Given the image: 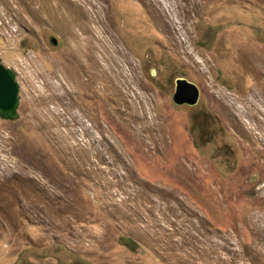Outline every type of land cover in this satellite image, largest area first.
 <instances>
[{"label":"rangeland","instance_id":"1","mask_svg":"<svg viewBox=\"0 0 264 264\" xmlns=\"http://www.w3.org/2000/svg\"><path fill=\"white\" fill-rule=\"evenodd\" d=\"M0 59V264H264V0H0Z\"/></svg>","mask_w":264,"mask_h":264},{"label":"water","instance_id":"2","mask_svg":"<svg viewBox=\"0 0 264 264\" xmlns=\"http://www.w3.org/2000/svg\"><path fill=\"white\" fill-rule=\"evenodd\" d=\"M56 43V40H53ZM18 84L14 80V73L2 65L0 59V117L15 120L19 104ZM199 87L186 79L179 78L175 82L173 103L177 106H196L200 101Z\"/></svg>","mask_w":264,"mask_h":264},{"label":"flooded vegetation","instance_id":"3","mask_svg":"<svg viewBox=\"0 0 264 264\" xmlns=\"http://www.w3.org/2000/svg\"><path fill=\"white\" fill-rule=\"evenodd\" d=\"M2 65L6 69H9V70H11L14 73V80L18 84V89H19L18 98H19V104H20L21 86H20V81H19V75H18V73L16 72V70L14 68L8 67V66L4 65L3 63H2ZM19 104H18V107H17V110H16V114H17V116H16L17 118L16 119H18V117H19ZM0 120H2V121H10V120H6V119H4L2 117H0Z\"/></svg>","mask_w":264,"mask_h":264},{"label":"trees","instance_id":"4","mask_svg":"<svg viewBox=\"0 0 264 264\" xmlns=\"http://www.w3.org/2000/svg\"><path fill=\"white\" fill-rule=\"evenodd\" d=\"M123 244L131 251H135L137 248V244L132 241L131 239H125L123 240Z\"/></svg>","mask_w":264,"mask_h":264}]
</instances>
